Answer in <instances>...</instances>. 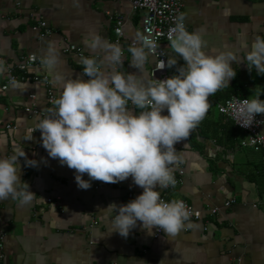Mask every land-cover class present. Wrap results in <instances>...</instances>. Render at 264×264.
Here are the masks:
<instances>
[{"label": "crops", "instance_id": "0c3cea01", "mask_svg": "<svg viewBox=\"0 0 264 264\" xmlns=\"http://www.w3.org/2000/svg\"><path fill=\"white\" fill-rule=\"evenodd\" d=\"M184 14L189 31H203L205 49L211 53L231 46L243 58L245 46L264 36V0H184ZM144 15L143 10H133L128 0H0V61L5 67L0 74V156L11 155L18 147L39 161L27 166L21 158L22 179L36 192L31 203L0 200V264H264V151L242 146L247 133L218 110V103L228 95L251 98L264 90V75L249 69L246 61L233 62L236 76L209 97L205 118L177 142L185 171L182 184L172 189L158 186L161 197L185 199L205 213L199 220L185 221L175 236L165 232L156 236L155 228L149 234L139 222L127 237L108 232L111 221L105 208L134 199L143 188L131 177L99 189L96 180L88 189L78 187L75 170L50 157L41 131L35 130L45 116L34 114L33 106L48 115L56 111L48 101L46 82L18 81L3 89L9 69L34 54L38 65L29 71L48 76L58 98L60 86L40 64L48 42L59 43L66 76L87 79L79 54L68 47L75 44L91 55H101L89 48L85 36L94 29L117 43L115 26L120 17L124 35L119 45L125 52L120 71L139 74L130 63L129 48L142 35ZM39 20L48 23L51 34L34 29ZM165 45L168 57L177 56L184 64L170 42ZM154 63L150 54L144 66L149 79ZM178 66L168 67V76ZM106 70L111 66L106 65ZM30 134L32 139H27ZM84 178L90 179L87 173ZM231 199L236 202L225 206ZM212 207L220 208L215 216L207 214Z\"/></svg>", "mask_w": 264, "mask_h": 264}, {"label": "clouds", "instance_id": "9594fccd", "mask_svg": "<svg viewBox=\"0 0 264 264\" xmlns=\"http://www.w3.org/2000/svg\"><path fill=\"white\" fill-rule=\"evenodd\" d=\"M174 19L168 39L184 64H179L177 56L161 60L157 68L179 65L164 79H149L144 73L150 52L158 45L143 35H138L136 45L129 48L130 63L139 74L117 70L123 63L121 46L94 29L89 30L85 41L102 54L80 57L88 79L65 75L60 45L55 40L48 42L40 56L42 67L60 86L55 115L43 117L35 126L41 131L48 155L74 169L77 186L82 189L90 188L92 180L118 183L129 177L143 188L134 199L112 202L105 208L111 221L108 232L124 237L138 222L149 234L155 228L175 236L185 227L191 215L185 202L166 201L158 190V186L176 183L174 166L182 162L177 142L186 139L205 118L209 97L236 76L233 62L246 61L249 69L254 67L264 75V36H256L250 46H245L243 58L231 46L211 53L205 49L203 31L188 30L184 13ZM106 65L111 70H106ZM4 71L0 61V74ZM262 96L264 90H259L243 101L239 114L243 126H251L257 114H264ZM32 134L27 139H32ZM22 157L27 166L39 163L18 147L11 155L0 156V200L12 198L27 205L34 199L36 192L22 179ZM85 173L90 179L84 178Z\"/></svg>", "mask_w": 264, "mask_h": 264}, {"label": "built area", "instance_id": "2783aa9c", "mask_svg": "<svg viewBox=\"0 0 264 264\" xmlns=\"http://www.w3.org/2000/svg\"><path fill=\"white\" fill-rule=\"evenodd\" d=\"M133 10H143L145 15L143 17V24L141 34L143 36L153 39L157 43V48L154 51H151L150 54L154 57L155 63L150 70V75L152 78L164 79L168 77V66H165L163 69L157 68L158 63L161 60H167L168 51L166 48V43L169 42L168 33L170 28L174 25L175 17L179 13H184V0H128ZM186 22V19H185ZM124 20L122 17L117 19L115 32H116V42L121 44V39L124 35L123 31ZM188 28V24L186 22ZM34 29L40 30L44 29L42 35L51 34L52 30L49 27L48 23L44 20H39L38 23L34 26ZM137 42H132V46H135ZM123 48V47H121ZM68 50L76 51L79 56H90L91 54L87 53L82 47L72 44L68 47ZM123 50V62L125 60V52ZM39 59L34 55L30 54L24 56L18 65L13 66L9 69V78L6 84L3 85V89L6 90L9 87L10 83L25 81V80H43L47 84L48 92V101L50 104H55L57 96L54 92L52 86L49 85V78L46 75H38L31 73L29 70L38 65ZM121 64L117 66V70L120 71ZM86 76V75H85ZM88 79V77L86 76ZM31 98H35V95H31ZM248 99L242 95H234L224 101L218 103V110L221 114L226 116L227 119L231 120L235 126L243 131H245L248 136L246 139L242 140L241 144L244 147H253L257 149H262L264 151V132L262 131V126L264 125V119L261 114L256 115V120L251 126H243L240 122V109L243 105V101ZM34 114L47 116L48 112L41 110L37 106L31 108ZM9 128H12L11 125H8ZM264 163V158H263ZM175 171V185H169L168 188H176L182 184L183 176L185 174L184 168L181 163L174 166ZM107 182L101 180H96V189H99L101 186L105 185ZM162 198L167 200L164 196ZM186 206L189 208L191 215L187 221L199 220L205 213L204 211L198 209L195 205L191 204L189 201L182 199ZM53 201L52 199L49 200ZM236 202V199H231L225 202V206L230 207ZM220 212L219 207H212L207 210V214L215 216ZM163 230L156 229V236L163 234ZM2 246V245H1Z\"/></svg>", "mask_w": 264, "mask_h": 264}, {"label": "trees", "instance_id": "16d2710c", "mask_svg": "<svg viewBox=\"0 0 264 264\" xmlns=\"http://www.w3.org/2000/svg\"><path fill=\"white\" fill-rule=\"evenodd\" d=\"M229 96H230V95H228V96L224 97V98H223V100H226V99H228V97H229ZM218 97H221V96H218ZM230 97H231V96H230ZM230 97H229V98H230Z\"/></svg>", "mask_w": 264, "mask_h": 264}, {"label": "rangeland", "instance_id": "374dc122", "mask_svg": "<svg viewBox=\"0 0 264 264\" xmlns=\"http://www.w3.org/2000/svg\"><path fill=\"white\" fill-rule=\"evenodd\" d=\"M245 132V131H244ZM248 135V134H247Z\"/></svg>", "mask_w": 264, "mask_h": 264}]
</instances>
